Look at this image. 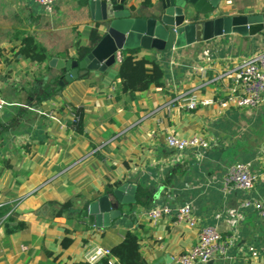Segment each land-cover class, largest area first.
Returning a JSON list of instances; mask_svg holds the SVG:
<instances>
[{"label":"crops","instance_id":"crops-1","mask_svg":"<svg viewBox=\"0 0 264 264\" xmlns=\"http://www.w3.org/2000/svg\"><path fill=\"white\" fill-rule=\"evenodd\" d=\"M150 2L124 0V8L135 16H150L160 0ZM258 13H264V0H221L217 12ZM96 23L89 0H57L53 14L45 13L33 0H0V93L6 101L0 115V205H13L17 216L10 225L26 224L25 229L7 234L0 221V264L83 261L92 247H112L128 230L140 233L147 264L172 262L197 243L200 227L177 224L174 217L153 224L142 216L144 208L133 211L130 205L121 210L124 216L105 217L108 210H120L106 184L138 179L156 194L148 207L191 201L198 222L218 225L228 248L224 256L212 259L213 264H264V218L247 209L236 219L243 194L226 190L222 182L233 163L261 157L264 161V143L255 134L264 131L260 126L254 129L255 114L264 103L245 110L217 103L199 105L193 111L166 116L163 125L156 123L160 114L155 112L167 100L191 90L203 99H226L235 87L232 77L241 60L264 52V33L223 35L167 53L140 48L142 53L154 51L155 59L165 63V87H153L135 98L120 93L115 80H102L95 72L66 83L57 94L58 62L51 65V60L73 58L76 42L86 43ZM27 35L48 51L50 57L42 65L14 57ZM65 51L68 56L62 55ZM198 56L209 59L206 75L184 81L183 71L175 69L173 82L167 61L177 57L187 64ZM44 84L52 89L49 98L43 96ZM68 105L83 109V132L71 125ZM167 131L182 137L205 135L213 138L214 147L199 159L186 151L172 162L177 155L167 147ZM172 170L175 173L168 181ZM257 194L264 198L262 183ZM69 199H75L79 208L88 203L80 219L70 213L54 216L56 204ZM95 203L97 211L92 212Z\"/></svg>","mask_w":264,"mask_h":264},{"label":"built area","instance_id":"built-area-1","mask_svg":"<svg viewBox=\"0 0 264 264\" xmlns=\"http://www.w3.org/2000/svg\"><path fill=\"white\" fill-rule=\"evenodd\" d=\"M40 5L45 13L53 14L56 11L57 0H33ZM176 49V48H174ZM201 54V53H200ZM199 54V56H200ZM196 58V61L187 64L179 62L177 57L167 61L171 70V78L174 82L173 71L181 69L183 71L182 79L190 81L196 76H203L207 73V61L209 59ZM160 57L158 62L163 66L165 63ZM222 78V77H221ZM235 87L227 94L224 100H215L213 98H201L196 90H191L177 97L171 98L164 102L155 112L160 116L156 123L163 125L167 117H172L180 111H193L199 105L218 104L221 107L233 105L238 109H256L264 103V52L251 53L245 56L239 66L235 69L232 77ZM6 101L0 93V115L4 111ZM71 120H78L79 115L68 105ZM222 136V135H221ZM165 141L169 149L175 150L177 155L175 159L184 156L186 151H191L196 159L204 156V153L214 147L213 138L205 135H192L190 137H182L175 132L167 131ZM176 161V160H175ZM223 185L226 190H239L242 192V201L234 213L236 219H240L244 210H255L264 218V198L257 194L258 185H264V161L257 158L253 161L241 160L233 163L223 177ZM260 187V186H259ZM142 216L152 222L158 224L166 217H174L177 224H187L192 228L200 227L197 243L194 244L186 252H182L179 256L168 264H205L210 260L224 256L227 252V242L222 238L218 225L216 223H201L195 214L194 205L191 201L183 204L171 203H155L154 205L144 208L141 212ZM217 214L215 218H219ZM112 252L109 247L94 246L85 255V261L93 264L104 257H111ZM112 259L109 264H113Z\"/></svg>","mask_w":264,"mask_h":264},{"label":"water","instance_id":"water-1","mask_svg":"<svg viewBox=\"0 0 264 264\" xmlns=\"http://www.w3.org/2000/svg\"><path fill=\"white\" fill-rule=\"evenodd\" d=\"M220 1L160 0L159 6L150 16H135L132 11L124 8V0H89L93 19L104 27L103 37L82 61L74 58L51 60V65L54 61L58 62L55 65L59 71L56 93L61 94L66 83L83 74L104 72L114 66L118 62V54L126 49L143 48L167 53L174 48H183L223 35L249 37L264 33V13L219 15ZM41 88L45 91L43 96L49 98L52 89L48 84ZM43 96H39V99ZM138 185L139 179L117 187L113 192L117 199L115 208L120 204H133ZM96 207V203L91 205V211L96 212ZM107 215L116 219L125 214L121 210H108L105 217ZM213 263L210 260L206 264Z\"/></svg>","mask_w":264,"mask_h":264},{"label":"trees","instance_id":"trees-1","mask_svg":"<svg viewBox=\"0 0 264 264\" xmlns=\"http://www.w3.org/2000/svg\"><path fill=\"white\" fill-rule=\"evenodd\" d=\"M146 5H150V0H145ZM103 31L101 24L96 23L90 30L87 42L77 41L75 44V53L73 58L82 61L95 47V45L102 39ZM14 57H22L30 59L39 65L45 63L50 57L46 48L40 46L33 35H27L21 38V45L15 48ZM151 53H142L141 49L130 50L126 49L122 52V58L114 66L109 67L104 72H99L100 79H111L118 82L120 93L126 94L130 98H135L138 93L146 92L153 87H165V70L163 66L155 59ZM62 55L68 56V52ZM88 74H83L80 78H85ZM38 80V79H37ZM72 110L79 115L78 120H71V125L78 131L84 130V111L81 107L71 106ZM172 170L169 174L168 181L174 175ZM122 184L121 180L108 182L106 184L107 192L112 195L114 190ZM155 193L148 186L142 184L138 185L135 195V202L129 204L133 211H139L148 207L155 199ZM57 209L54 216H64L71 214V216L80 219L88 211V203L76 207L75 199H69L63 203L56 204ZM124 205H119L118 208L122 210ZM13 205L5 203L0 205V221L3 220L5 231L7 234H13L25 229L26 224L18 221L16 224L10 225L16 219ZM140 227H144L140 225ZM141 236L138 230H128L125 232L123 239L109 247L112 256L104 257L93 264H109L112 259H116V264H147L146 258L141 252ZM70 264H91L85 260L71 262Z\"/></svg>","mask_w":264,"mask_h":264},{"label":"rangeland","instance_id":"rangeland-1","mask_svg":"<svg viewBox=\"0 0 264 264\" xmlns=\"http://www.w3.org/2000/svg\"><path fill=\"white\" fill-rule=\"evenodd\" d=\"M199 44H203V43L200 42ZM255 115H256L255 116L256 117V120H255V125H254L255 127H254V129L260 126L262 128V131H264V105L258 110V112H256ZM252 116L254 118V115H252ZM251 126L253 127V125H251ZM250 133H251V131H250ZM255 134H256L257 140L263 141L262 143H264V139H261L262 136L264 138V132L261 133L262 134L261 135L259 131L258 132L255 131Z\"/></svg>","mask_w":264,"mask_h":264}]
</instances>
